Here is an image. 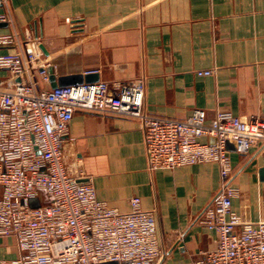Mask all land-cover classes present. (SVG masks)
<instances>
[{"label": "crops", "instance_id": "0c3cea01", "mask_svg": "<svg viewBox=\"0 0 264 264\" xmlns=\"http://www.w3.org/2000/svg\"><path fill=\"white\" fill-rule=\"evenodd\" d=\"M0 15L7 18L0 35L41 42L50 79L88 72L105 82L144 79L151 115L184 120L204 110L208 120H264V0H7ZM20 50L10 45L0 54ZM206 70L215 74L198 75ZM10 75L0 70L1 79ZM42 88H52L51 80ZM63 148L70 173L82 171L100 201L128 213L138 198L154 212L159 245L169 252L164 264H192L216 248L218 234L200 221L220 189L217 163L151 171L138 120L82 111ZM230 159L233 210L257 222L264 144ZM20 258L17 240L0 237V264Z\"/></svg>", "mask_w": 264, "mask_h": 264}, {"label": "built area", "instance_id": "2783aa9c", "mask_svg": "<svg viewBox=\"0 0 264 264\" xmlns=\"http://www.w3.org/2000/svg\"><path fill=\"white\" fill-rule=\"evenodd\" d=\"M6 3L0 0L1 7ZM6 22L0 15V24ZM10 45L21 50L0 54V70L11 72L0 78V237L17 240L18 264H164L169 255L159 245L154 212L143 210L140 199L121 213L100 201L90 182L82 183V171L70 173L63 140L78 111L138 120L151 171L217 163L220 189L200 222L218 234V244L192 264H264V207L257 222L233 210L236 175L227 149L233 141L247 155L264 144L262 118L208 120L204 110L184 120L151 115L144 79L43 89L50 78L41 42L0 35V47ZM41 191L52 200L32 208Z\"/></svg>", "mask_w": 264, "mask_h": 264}, {"label": "water", "instance_id": "95a60500", "mask_svg": "<svg viewBox=\"0 0 264 264\" xmlns=\"http://www.w3.org/2000/svg\"><path fill=\"white\" fill-rule=\"evenodd\" d=\"M0 26H4V25H0ZM0 48H3V47H0ZM49 72L51 73L52 70L50 69ZM50 80L52 83V88L56 89L58 87H71V86L82 85L84 83H95V82L99 81V76L97 74H87V75L65 76V77H61V78L56 79L52 75ZM210 141L213 144L215 143V139H211ZM227 149L230 152L237 151L236 143L233 141H229L227 143ZM82 183H85V181H82ZM42 200H44V202L48 203L52 200V198L48 197L44 191H41L39 198L33 199L30 201V206L32 208H39L41 206ZM109 264H117V263H109Z\"/></svg>", "mask_w": 264, "mask_h": 264}]
</instances>
